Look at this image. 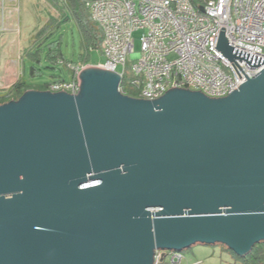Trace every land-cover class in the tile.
<instances>
[{
  "label": "water",
  "instance_id": "water-1",
  "mask_svg": "<svg viewBox=\"0 0 264 264\" xmlns=\"http://www.w3.org/2000/svg\"><path fill=\"white\" fill-rule=\"evenodd\" d=\"M219 49L235 59L222 33ZM224 97L120 91L89 66L79 94L0 104V264H154L157 250L264 241V68Z\"/></svg>",
  "mask_w": 264,
  "mask_h": 264
},
{
  "label": "built area",
  "instance_id": "built-area-1",
  "mask_svg": "<svg viewBox=\"0 0 264 264\" xmlns=\"http://www.w3.org/2000/svg\"><path fill=\"white\" fill-rule=\"evenodd\" d=\"M86 7L103 34L106 62L96 66L117 73L126 95L153 100L179 87L219 98L264 68V0H86ZM222 33L235 59L219 49ZM68 66L72 77L44 90L79 94L86 65ZM183 258L182 251L157 250L154 264Z\"/></svg>",
  "mask_w": 264,
  "mask_h": 264
},
{
  "label": "rangeland",
  "instance_id": "rangeland-1",
  "mask_svg": "<svg viewBox=\"0 0 264 264\" xmlns=\"http://www.w3.org/2000/svg\"><path fill=\"white\" fill-rule=\"evenodd\" d=\"M20 13L18 15L17 28L18 34L15 41L17 54L16 61L20 63V73L25 74V78L30 85H43L46 82L53 81L56 75H63L64 78L70 79L71 74L67 69L68 63L78 64L80 56L84 54L85 47L83 45V38L80 26L76 20L69 18L66 14L59 13L54 9L53 13L51 6H48L47 0H18ZM0 13V35L9 31L8 23L4 19V5L1 3ZM53 6V5H52ZM56 8V6H54ZM59 21L65 18L59 27L55 26V22L51 24L55 26L54 33L48 38H35V35L43 29L47 19L54 15ZM47 16V18H43ZM49 15V18H48ZM23 17V18H22ZM68 17V18H67ZM135 50H140V41L138 40L140 34L135 33ZM41 41V62H32L29 51L34 50L36 44ZM57 41L58 47L63 56L62 61L58 62L54 67L47 59V51L49 50V43ZM88 62L90 64H103L106 62V57L99 48H92ZM35 64L41 70L34 75H31V65ZM89 67V66H88ZM131 67L128 68V74H131ZM23 74V75H24ZM184 258L181 264H244L242 259L236 255L235 252L229 250L223 244H195L192 247L182 250Z\"/></svg>",
  "mask_w": 264,
  "mask_h": 264
},
{
  "label": "trees",
  "instance_id": "trees-1",
  "mask_svg": "<svg viewBox=\"0 0 264 264\" xmlns=\"http://www.w3.org/2000/svg\"><path fill=\"white\" fill-rule=\"evenodd\" d=\"M54 6L63 10L65 6H73V14L76 18L83 38V45L85 47V52L83 55L80 56L81 63L86 64L88 63L90 57V51L92 48H99L101 49V44L103 40V34L99 26L93 21L90 13L86 9V2L82 0H49ZM68 18V17H67ZM65 18L59 21L56 17H51L50 20L45 24L43 29L39 31L35 38H48L49 35L54 33L55 26L59 27L61 23L64 21ZM55 22V26L51 23ZM41 41L36 44L34 50L29 51V55L31 57L32 62H41L43 58H41ZM50 47L47 51L46 59L51 63L49 66L54 67L58 62L62 61V52L58 47L57 41H51L49 43ZM64 62V61H62ZM73 63V62H72ZM70 64V62L68 63ZM54 65V66H53ZM68 66V65H67ZM56 67V66H55ZM67 69L72 73V70L67 67ZM41 68H38L35 64L31 65V75L39 72ZM72 77V76H71ZM60 78V79H59ZM62 75H56L53 81L63 80ZM52 82V81H51ZM50 82H46L43 85L35 86L30 85L24 76L18 78L10 87L8 88H0V104H4L10 102L12 100H18L27 90L29 89H37V90H44L46 86ZM129 95H134L132 92H127ZM230 250V249H229ZM237 255V254H236ZM242 259L244 264H264V241H261L254 245L252 251L245 256L237 255Z\"/></svg>",
  "mask_w": 264,
  "mask_h": 264
},
{
  "label": "crops",
  "instance_id": "crops-1",
  "mask_svg": "<svg viewBox=\"0 0 264 264\" xmlns=\"http://www.w3.org/2000/svg\"><path fill=\"white\" fill-rule=\"evenodd\" d=\"M47 1H48V6H51L52 13L54 12L53 10L55 9L59 13V15L64 13L69 18L71 17L74 20H76L73 14V9H72L74 8L73 6L71 5L70 7L65 6L63 10H61L57 7L55 8L54 5L49 0ZM82 1L86 2V0H82ZM1 3L4 5V16H5L4 19L8 23L9 31H6L5 33L0 35V88H8L21 76L25 77L24 73H23L24 75L20 73V69H21L20 63L19 61H16L17 59L16 54L18 51L17 48L15 47L16 46L15 41L19 31L17 28V21H18L17 17L21 11L19 8L18 0H0V4ZM87 11L89 12L88 9ZM53 16H55V14L52 15L51 17ZM43 18H47V16L45 15V17ZM50 18L47 19L46 23L50 20ZM79 64H83L81 63V60L79 61ZM84 65L88 67V66H96L98 64L94 65L88 62ZM70 74L72 76L71 72Z\"/></svg>",
  "mask_w": 264,
  "mask_h": 264
}]
</instances>
